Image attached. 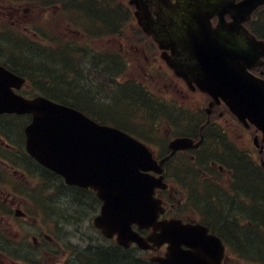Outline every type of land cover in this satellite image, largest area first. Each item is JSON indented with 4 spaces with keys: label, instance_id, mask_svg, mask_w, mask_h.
I'll return each instance as SVG.
<instances>
[{
    "label": "flooded vegetation",
    "instance_id": "flooded-vegetation-1",
    "mask_svg": "<svg viewBox=\"0 0 264 264\" xmlns=\"http://www.w3.org/2000/svg\"><path fill=\"white\" fill-rule=\"evenodd\" d=\"M5 1L7 5H1L0 12H9L12 32L31 33L40 38L38 32L43 29L47 34L43 45L47 47L54 43L50 32L58 33L61 47L74 43L80 50L82 41L89 43L93 52L87 48L85 53L91 56H85L86 60H94L93 67L95 60H113L109 71L110 63L105 61L107 66L102 67L99 75L91 74L89 69L83 72L81 60H74L77 72L66 76L69 66L65 57L58 56L57 60L47 57L42 62L46 66L34 62L27 68L37 73L35 70L39 72L44 67L45 91L63 97L70 95L80 104L76 95L82 93L89 95L90 102L91 98L96 100L97 93L116 97L111 93L114 86L117 92L135 88L138 93L150 94L151 90L142 82L152 81L155 87L164 81L159 90L172 99L168 108L182 128L178 131H182L170 134L165 129L159 134L157 138L167 143L156 156L160 159L170 154L168 142L174 137H188L193 145L175 151L161 166L166 187L155 189V196L164 207L157 221L174 219L201 225L221 242V264H264V140L255 127L236 120L221 102L208 108L209 96L194 84L185 83L163 62L157 45L137 26L127 0H42L44 9L40 11L45 21L41 24L34 20L38 5L32 2L38 0ZM245 26L264 40V7ZM7 62L13 65L12 60ZM50 71L63 73L64 81L59 80L56 86L50 83L51 74L56 73ZM252 72L264 78V66L253 68ZM83 73L88 81L79 84ZM74 83L76 88L72 90L76 95L69 90ZM86 85L92 88L89 93ZM13 90L25 97L46 95L28 82ZM125 99L129 104L128 96ZM89 103L79 106L90 108ZM157 111L161 113L162 109ZM30 121L31 115L26 113H0V264H130L131 261L149 264L151 259L165 254L166 243L149 249H140L135 243L123 247L115 235H103L93 222L99 213L96 195L87 188L72 186L71 191L78 192L73 218L61 217L59 220L70 221L58 220L49 228L48 189L63 188V193L70 189L63 182L55 185L54 180L60 178L26 152L24 130ZM142 124L147 128L145 122ZM169 125L166 121V128ZM158 129L159 122H155L152 129H147L148 136L153 138ZM36 229L41 231L40 239L30 235ZM133 229L143 237L152 231L151 227L136 225Z\"/></svg>",
    "mask_w": 264,
    "mask_h": 264
},
{
    "label": "water",
    "instance_id": "water-1",
    "mask_svg": "<svg viewBox=\"0 0 264 264\" xmlns=\"http://www.w3.org/2000/svg\"><path fill=\"white\" fill-rule=\"evenodd\" d=\"M199 1L207 0H177L176 4H171L168 0H131L137 8L135 15L139 25L153 37L163 52L168 49L171 51L170 55L162 57L186 82L191 80L185 78L186 71L189 70L187 60L190 51L193 50V54L198 51L192 42L196 40L192 16L199 15ZM210 1L220 6H206L208 17L230 5L229 2L224 3V0ZM262 1L264 0H244L238 4L241 13L234 10L240 15L248 16ZM248 58L250 54H242L243 60ZM241 65L245 67L246 61ZM205 72L209 73L210 68L207 67ZM206 77L209 76L204 74L197 83L202 89H208V83L212 82ZM211 77L216 79L218 75L211 74ZM235 79H242V83L260 84L250 77ZM260 86L262 87L258 85L257 89L260 88V96H264V86ZM254 93L258 94L256 91L251 94ZM1 99L8 107L4 110L33 114V120L27 128V150L34 158L62 174L67 182L89 185L97 191L104 202L103 213L98 220L115 226L117 220L123 217L119 213L122 206L138 202L140 196L146 198V202H151L153 184L147 175L139 173V169H154L156 163L143 145L116 129L86 121L77 111L41 97L27 100L5 95ZM256 109V112L249 111L254 115L251 120H256L257 127L264 135V110ZM208 259L206 257L207 261ZM209 264H215L212 258Z\"/></svg>",
    "mask_w": 264,
    "mask_h": 264
},
{
    "label": "rangeland",
    "instance_id": "rangeland-1",
    "mask_svg": "<svg viewBox=\"0 0 264 264\" xmlns=\"http://www.w3.org/2000/svg\"><path fill=\"white\" fill-rule=\"evenodd\" d=\"M0 4L2 5H7V1L5 0H0ZM50 13L52 14V11H50ZM116 15V13L114 14ZM94 24V23H93ZM5 26V27H4ZM10 27V16H9V12H1L0 13V30H4L3 32L8 31L7 28ZM44 36L46 34L45 30H41L40 31ZM13 33H19V32H13ZM57 33V32H56ZM47 35V34H46ZM14 37H12V39L18 41V42H24V43H27L29 45V48H27V50H24V49H20V53L21 54H24V53H27V54H30L31 56H34V60L33 62H38L36 60H40V58L38 57H42L45 59V55L42 51H39V52H35V48L33 45L30 44L29 40L19 36V35H13ZM58 40L60 39L59 36H58V33L57 35H55ZM8 37V36H7ZM5 39V37H4ZM0 41H1V37H0ZM60 43V42H59ZM82 45H81V49L80 50H70V51H60L63 56L64 55H69L71 57H73V59L75 60H81V68L83 70V72L87 69H89L90 73L93 74V73H96V74H100L102 72V70L104 68L102 67H106V63L105 61H107L108 63H110V67H108V71L110 70L109 68H111V64L113 65V60H105V59H102V60H95L96 62V67H93V64L91 65V63L93 62L94 63V60H86V56L85 54H87V56H91L90 53H85V49H89L91 52H93V50L91 48H89V43H85L84 41H82ZM99 44V43H98ZM2 46V48H4L5 50H8V48L6 46H3V44H0ZM0 48V58H2V53H3V49ZM41 50V49H39ZM24 57V56H23ZM3 60L4 61H9V60H12V62H14V60H17L15 59L13 56H7V57H3ZM42 61V60H41ZM45 63V64H44ZM42 63L44 66H46V62ZM27 64V63H26ZM57 69V67H56ZM58 71L60 69H57ZM85 77V74L83 73L82 74V77L80 78L81 81H79V84L80 82L82 84L85 83V81H88L86 80V77ZM85 79V80H84ZM77 83H78V80H77ZM72 88H76L75 86V83L73 84V86L71 85V89ZM162 88V85H160L159 89ZM86 92L89 93V91L92 90L91 86L89 85H86V88H85ZM153 92L155 94L158 93V88H155L153 87L152 88ZM77 91V90H76ZM78 92H81V90H79ZM84 92V90L82 91ZM77 92H73L72 94L73 95H76ZM113 95H116V97L114 98H108V97H104V96H101L99 93L95 94L97 96L96 100L95 99H92L91 98V102H90V97L89 95L82 93V95H76L79 99V102L81 105H84L86 103H89L91 105V111L95 112V110H103V111H106V112H109L110 114L112 115H118L117 117H115V121L117 122H122L123 123V120L127 121L128 123H130L131 125H134L136 127H140L142 125V122H149L150 123V120L152 117H149L147 114L146 115H143L141 114V111L139 110H136V109H133V107H131L129 109V107L127 106V101L125 99V96H129V94L125 93V91H121V89L118 90V92L116 91V86L113 87V91L111 92ZM131 95V94H130ZM70 95H67L65 97H68ZM95 100V101H93ZM109 102V103H108ZM111 102H114V104L116 103L115 106H112V103ZM97 103H100V104H108L107 107H104L102 105H99ZM86 109V108H85ZM155 109H161L160 107H156ZM164 110V109H163ZM166 112H168V117H170L176 124V129H182L181 126L177 123V119L171 114L170 110H164ZM87 112H89V110H87ZM97 112V111H96ZM126 112V113H125ZM161 116H166V115H161ZM158 120H160L161 118H157ZM7 126H10L11 125V122L10 121H7L6 122ZM151 125V123H150ZM126 129L128 130L127 132L132 134L133 136L135 137H138L141 139V137H139V131H136L134 128L132 127H126ZM141 131H145L146 128L144 127L143 129H140ZM164 127H163V121L161 120L160 121V128L159 130H157V132L155 134H153V136H156L157 134H159V131H160V134H162L164 132ZM153 147L154 149H157L158 147V144L155 143L153 141ZM54 184L56 185V183L58 182H61L62 181L60 179H55L54 180ZM53 184V185H54ZM71 188V187H69ZM61 190H63V188H61ZM61 190H59L57 187L55 188H49L48 189V192L50 193V200H51V206H50V209H49V228L51 226V223H59L63 220H59L61 217H68V218H73L71 215L72 213L74 212V207H75V203L76 201H78V192L77 191H66L65 193H63ZM55 192L56 193V196H53L52 193ZM77 192V193H76ZM35 212H37L35 210ZM40 213V211H39ZM82 228H84V216L82 215ZM80 218H78V221H77V225L80 223ZM29 220H32V218H30ZM59 220V222H57ZM66 221H70V220H64L63 222H66ZM86 229V227H85ZM27 230V228H26ZM67 230L65 229L64 232H66ZM87 233L90 235V231L87 230ZM33 232V234H30V235H33V236H36V238L40 239L42 234H41V231H38L37 229L35 231H31ZM29 238H31V236H29ZM64 238V235L62 236V239ZM92 255V254H91Z\"/></svg>",
    "mask_w": 264,
    "mask_h": 264
},
{
    "label": "trees",
    "instance_id": "trees-1",
    "mask_svg": "<svg viewBox=\"0 0 264 264\" xmlns=\"http://www.w3.org/2000/svg\"><path fill=\"white\" fill-rule=\"evenodd\" d=\"M8 42V41H7ZM3 46H5V45H3ZM18 51H20V49L18 50ZM18 54V57H17V59L18 60H27V59H25V58H28L27 56H25L24 54H21V53H17ZM24 56V57H23ZM16 62H18V61H16ZM26 62V61H25ZM27 64H29V62H27ZM32 64H34V62H32L31 64H29V65H26V63H18V65L20 66V67H30ZM67 65L68 66H70V64L69 63H67ZM41 69L42 70H40L39 72L37 71V70H35L36 72H37V74L40 76V77H44L45 78V76L46 75H44L43 73L44 72H46L45 71V69H44V67H41ZM44 71V72H43ZM62 71H63V69H62ZM50 72H52V73H54V72H56V71H50ZM67 75V73L64 75V76H66ZM62 77H63V73H61V74H59V72H56L54 75L53 74H51V78H52V81L50 82V83H52V84H54L55 86L56 85H58L57 83L59 82V80H61L62 82L64 81V80H62ZM50 78V77H49ZM47 79V78H46ZM67 80H68V78H66ZM63 86H64V84H63ZM65 88H66V90L68 91V87H66V86H64ZM72 93L73 92H75L74 90H72V89H69ZM129 93H131V97H133V100H134V102H137V106H143L144 108H146V112H147V114H148V116L149 117H155V111H154V109H155V107H154V105L152 104V103H148V104H144V101L142 100V99H140V98H138V97H136V96H134L136 93H137V91L135 90V89H129V90H127ZM50 93L51 94H57V93H55V92H53V91H50ZM125 93H127V92H125ZM59 95V94H58ZM128 99H129V96H128ZM130 103H131V105H132V107L133 108H135V107H137L131 100H130ZM87 104V103H86ZM144 104V105H143ZM103 113H105V112H103ZM151 120H153V118H151ZM83 200V199H82ZM131 264H141V262H135V261H131L130 262Z\"/></svg>",
    "mask_w": 264,
    "mask_h": 264
},
{
    "label": "bare ground",
    "instance_id": "bare-ground-1",
    "mask_svg": "<svg viewBox=\"0 0 264 264\" xmlns=\"http://www.w3.org/2000/svg\"><path fill=\"white\" fill-rule=\"evenodd\" d=\"M128 94H129V100H131L136 106L138 105L137 104V102H134V100H133V97H131V93H129V92H127ZM134 96H136V97H138V98H140V99H142L143 101H144V104H148V103H155L156 102V98L154 97V96H151V95H148V94H146V93H142V92H137ZM143 104V105H144ZM140 106V105H139ZM106 116H109V117H111L112 119H114L115 117H117L118 115L116 114V115H112V114H110L109 112H106ZM147 124V123H146ZM148 126H149V124H147V128H146V130L144 131V133H147L148 131H147V129H148ZM145 127V125L144 124H142L138 129L140 130V129H143Z\"/></svg>",
    "mask_w": 264,
    "mask_h": 264
}]
</instances>
